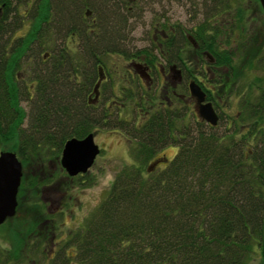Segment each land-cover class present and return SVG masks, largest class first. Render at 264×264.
Listing matches in <instances>:
<instances>
[{
  "label": "trees",
  "instance_id": "1",
  "mask_svg": "<svg viewBox=\"0 0 264 264\" xmlns=\"http://www.w3.org/2000/svg\"><path fill=\"white\" fill-rule=\"evenodd\" d=\"M109 6L110 0H0V151H14L22 172L37 162L43 165L42 172L50 176L29 183L37 195L44 194L46 181L55 179L45 164L59 163L67 139L107 128L120 130L130 142L132 163L119 171L52 263L249 264L264 235V89L253 101L240 102V114L228 126L220 117L207 129L202 121L187 127L188 105L174 97L163 100L156 85L129 81L131 88L120 84L119 107L90 104L98 66L105 67L100 56L157 57L145 48L130 55L120 48L118 25L125 19L116 10L108 15ZM27 23L26 35H17ZM209 29L213 39L206 35ZM197 30L199 50L214 60L209 73L216 75L213 82L223 92L226 80L235 78L239 58L217 41L218 29L199 25ZM187 33L191 31L181 33V50L190 44ZM71 35L77 37V55L67 44ZM173 40L170 34L162 42L166 50L174 52ZM208 59L198 53L201 68ZM177 61L190 70V59L181 54ZM183 78L187 82L189 77ZM181 92L188 94L186 83ZM112 93L119 98L111 89L107 99ZM165 146L177 148L173 157L155 158ZM156 160L160 162L149 170ZM22 195L20 185L17 213ZM17 213L7 222L21 238L13 240L12 249L0 246V264L28 263L53 236V224L40 234L38 222L45 219L20 223Z\"/></svg>",
  "mask_w": 264,
  "mask_h": 264
},
{
  "label": "rangeland",
  "instance_id": "2",
  "mask_svg": "<svg viewBox=\"0 0 264 264\" xmlns=\"http://www.w3.org/2000/svg\"><path fill=\"white\" fill-rule=\"evenodd\" d=\"M86 1L88 3L91 1L96 2V0ZM107 8H109L108 15L116 10V14L120 15L121 21L125 19L118 25L120 26V29L119 27L118 29L122 38L120 48L128 55L141 50L143 47H152L150 42L153 36V26L157 25L160 29L164 27L167 32H171L170 27L176 25L182 33L190 30L192 26L202 20L199 12L204 15L208 14L207 21H210L213 28L220 27L219 34L217 33V41L222 47L236 53L239 58L235 65V78L233 77L232 81H229L228 85L224 86V91L221 92L223 86H219L218 90L217 84L213 82L216 75L203 72L198 61L195 65L197 56L192 47L185 45L181 54L191 60L189 71L194 75L191 79L197 80L196 82L202 86L198 82L199 80L209 88V91L204 90L207 98L211 97V94L213 95V99L218 103L221 117L225 120V125L228 126L230 119L239 116L241 101H253L254 97L259 94L260 89H264V12L258 0H135L132 7L129 8V13L126 12V8H123L120 0H110V6ZM215 8L217 10L214 11ZM213 12L216 14L211 19L210 14ZM236 16L240 17V19H237L239 21L236 24L237 26L230 25ZM30 28L31 25L27 23V26L17 35H26ZM228 28H234L231 35L228 33ZM229 32L231 31L229 30ZM176 36L179 38L178 31ZM211 38L213 39L212 36ZM77 42V37L74 35L69 36L67 39V44L75 55L78 53L76 52ZM100 57L105 68H116L120 72L130 63V60H125L124 56L118 53H110ZM115 83L117 84L116 88L112 90L118 94L119 98H115L112 93L111 97L107 99L111 91L110 85L107 83L102 87L98 107L110 103H113L115 107H119L122 104V96L119 95L118 91L123 81L121 78H117ZM131 85L132 83H129L130 88ZM217 92H221V96L216 95ZM228 92L230 93L227 94ZM21 106L25 112L28 111L27 104L22 103ZM190 107L191 109L188 108L189 115L184 123L189 128H195L198 126L199 119L196 116L192 117L194 115L190 113V111L194 113L192 104H190ZM120 115H123L122 112ZM126 117L128 120L131 119V116L126 115ZM137 120L139 121L138 117ZM26 121L27 118H25V123ZM201 127L207 129L204 123ZM222 128L223 126L220 125L217 127V129ZM92 131L95 133L93 139L99 146L100 152L91 168L85 174L83 173L82 177H69L59 163L49 161L50 166L49 162L45 165L54 174L55 179L51 180L52 182L50 180L46 181L48 187H46L44 194L37 195L33 186H30L29 183L33 178L39 179L45 176L44 179H46L47 175H50L49 173L45 174L47 171L42 172L41 166L43 165L38 162L33 167L24 168L20 185L23 186L25 195L20 197L23 207H20L18 213L16 211L17 215L20 214L17 219L20 223L25 224L32 218L34 220L45 219L44 222L43 220L38 222L37 232L40 234L50 229L52 227L50 224L54 225L51 228L54 232L50 242H47L44 246L42 245L36 253L34 251V257L25 264H53L54 256L64 244L63 241L71 232L83 226L85 220L104 199L115 176L125 165L132 163L129 152L130 142L122 132L107 128H93ZM176 151L177 148L174 146H165L157 150L155 158L166 157L170 159ZM60 156L61 153L59 159ZM45 214L49 216L47 217ZM7 221L0 228V246L5 249H12V245L16 243L13 240L17 241L21 238V234L13 223ZM261 250L262 241L259 246H255V252L251 255L252 259L249 264H263ZM70 264L77 263L72 261Z\"/></svg>",
  "mask_w": 264,
  "mask_h": 264
},
{
  "label": "flooded vegetation",
  "instance_id": "3",
  "mask_svg": "<svg viewBox=\"0 0 264 264\" xmlns=\"http://www.w3.org/2000/svg\"><path fill=\"white\" fill-rule=\"evenodd\" d=\"M135 2V0L132 1H127V0H120L121 5L123 6V8H127L129 10V8L132 7V4ZM217 10L216 8L214 9V11ZM200 15L202 16V22L200 21L199 23H197L196 25L192 26L190 28L191 31V35H187L185 34V38L186 40L190 43V44H186L189 45L190 47L193 48V52L195 53L196 57V61L198 58V53H200L201 56H205L206 59H208V63L206 65H202L201 70L203 72H211V68L214 65L213 61L211 60V57L209 56V53L207 52H203L199 50V45L197 43V40L194 38L195 36H197V29L199 25H204V26H209V28L213 25L210 23V21H207V18L209 17L208 14L204 15L203 13L199 12ZM216 14V13H215ZM214 12L210 14L211 19L214 17ZM217 17V16H216ZM237 19H240L239 16L234 17V19L232 20L231 24L230 22H228V24L230 25H235L239 22L237 21ZM201 23H205V24H201ZM161 26V24H160ZM163 29H160L159 26L155 25L153 26V36L151 39L150 44L152 45V47H143L141 48V50H143L144 48L147 49L146 51L150 52V54L156 55V59H153V57L151 56H146L145 53L140 54L137 57H131L129 56L128 59L125 60H130V63H128V66L125 68H123L120 71H118L116 68H110L107 69L104 66H102L101 64L98 66V68H102L103 69V73L101 74L102 78L99 84V94H98V98L97 101H100L101 99V92H102V86L105 84H109L110 85V89H115L116 88V83L115 80L118 78H121V80L126 81L125 83H121L123 86H125V88L130 87L129 86V81H135L139 84H142L143 86H147V87H152V86H157L158 92L160 94V96H163V100L164 99H169L171 97H174L176 99H179L181 101L184 100V102L188 105V108L191 109L190 104H192L193 106V110L194 113L190 111L191 114H194V116L197 117V107L198 104L196 103L195 99L192 97H188L182 94V85L187 83L186 80H184L183 77H189L188 80H190L192 76V72L190 73V71H188L187 69H183L179 64L177 59L179 58V56H181V45H179V42L182 40L183 36L181 35V31L179 28L175 26L170 27V31L172 32L173 36H174V40H173V44H174V52H171L170 49L166 50V48L163 45V41H166L168 39V37L170 36L171 32H167L165 30L164 27H162ZM216 29L220 30L219 26H216ZM230 31L231 29L228 28ZM228 30V33H230ZM177 31H178V36L179 38H177ZM208 32V35H207ZM206 35L207 36H212L213 34V29H209L207 30ZM219 34V33H218ZM195 35V36H194ZM177 47V49H176ZM138 51V50H137ZM203 54V55H202ZM138 60V61H136ZM143 65V66H141ZM196 65V62H195ZM225 71L228 70V68L224 69ZM188 73V75H187ZM117 74V76H116ZM126 79V80H125ZM199 81V80H198ZM226 84H224V86L226 87V85H228V82L230 81L229 79L226 80ZM115 83V84H114ZM201 85H203L202 87L209 91V88L207 86H205L204 84L201 83ZM212 88V87H211ZM216 89V86H215ZM211 91V90H210ZM206 92V91H205ZM230 92H228L227 94H229ZM212 96V95H211ZM88 100H91L90 98ZM205 101H210L215 109V111L217 112L219 118L221 117V113L218 107V103L216 102V100L211 99V98H207L206 95V99ZM107 104H105L106 106ZM138 121V120H137ZM206 126H210L209 124L203 122ZM212 127V126H211ZM118 130V129H117ZM120 131V130H118Z\"/></svg>",
  "mask_w": 264,
  "mask_h": 264
},
{
  "label": "water",
  "instance_id": "4",
  "mask_svg": "<svg viewBox=\"0 0 264 264\" xmlns=\"http://www.w3.org/2000/svg\"><path fill=\"white\" fill-rule=\"evenodd\" d=\"M132 1V0H129ZM264 11V0H259ZM101 73V71H100ZM100 81V79H99ZM98 83L95 86L97 95ZM188 90L192 98L198 104L197 114L201 120H205L211 125H216L218 115L212 103L205 101L206 94L195 81L188 83ZM99 148L95 144L93 135L88 134L82 139H68L62 148L60 163L70 176L85 173L92 166ZM160 161H155L149 166L152 170ZM22 175V166L15 153L9 151L0 152V225L7 218L14 216L16 212V195ZM262 258L264 263V238L262 242Z\"/></svg>",
  "mask_w": 264,
  "mask_h": 264
}]
</instances>
